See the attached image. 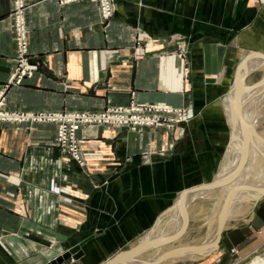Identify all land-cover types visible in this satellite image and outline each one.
<instances>
[{"label": "crops", "instance_id": "1", "mask_svg": "<svg viewBox=\"0 0 264 264\" xmlns=\"http://www.w3.org/2000/svg\"><path fill=\"white\" fill-rule=\"evenodd\" d=\"M27 6L28 58L39 68L17 85L10 83L14 4L0 0L6 109L98 111L135 98L186 107L188 117L174 128L87 125L79 131L83 163L59 147L55 123L0 122V264H46L78 245L81 255L58 264H104L143 240L160 242L177 220L170 241L141 250L132 264L180 248L210 250L229 189L195 198L191 192L184 217L179 198L226 171L230 90L241 69L264 60V0H114L106 21L98 0H27ZM250 70L239 89V97L251 94L243 125L264 138V63ZM248 142L245 164L243 139L236 145L233 188L256 197L264 187V150ZM226 216L217 251L198 254L200 260L261 243L264 193L237 200Z\"/></svg>", "mask_w": 264, "mask_h": 264}, {"label": "built area", "instance_id": "2", "mask_svg": "<svg viewBox=\"0 0 264 264\" xmlns=\"http://www.w3.org/2000/svg\"><path fill=\"white\" fill-rule=\"evenodd\" d=\"M65 2L80 0H64ZM100 15L106 20L112 16L114 0H98ZM14 8L11 12L13 19V33L17 47V57L10 83L20 85L26 77H33L38 64L31 63L28 58L29 39L27 23V0H13ZM180 49L184 55L186 45L181 44ZM6 99L4 91L0 92V122H53L57 125L56 142L65 152L78 162L83 163L81 154L79 131L87 125L110 124L144 128L147 126L173 127L174 123L188 117V108L170 107L171 105L159 103H141L133 98L127 105H114L102 110H70V111H11L5 108ZM170 123V124H169ZM164 124V125H165ZM236 251L235 248L232 249Z\"/></svg>", "mask_w": 264, "mask_h": 264}, {"label": "water", "instance_id": "3", "mask_svg": "<svg viewBox=\"0 0 264 264\" xmlns=\"http://www.w3.org/2000/svg\"><path fill=\"white\" fill-rule=\"evenodd\" d=\"M244 71H245V69H241L238 72V74L236 75V77L234 79L233 86H232V88L230 90V93L232 94V96L234 98V103H235V107H236L238 116H242L243 105H242V101H241V99L239 97V85H240V82L243 79ZM248 125L252 126L251 123L248 124ZM257 136L260 137V135L257 132V130H256V133L252 132V131H246V130L244 131V139H243V150H244V153H243V156H242V158H243V163L242 164L246 163L247 158H248V153L250 151V148L252 147L251 143L248 142V137H257ZM260 139L264 140V138L262 136L260 137ZM234 177H235V172L233 173V175L230 178L225 179L224 181H222V180L221 181L220 180L217 181L216 180V181H213L211 183L198 185V186H195L194 188L188 189V190L184 191L183 193H181L180 198H179V207H180V211H181L182 217H184V215L187 212V204H188V200H189L188 199V195L191 192L199 191L200 189H209V188L211 190H213V189H216V188H219V187L227 186L228 183L230 184L233 181ZM232 185L233 184H231V186ZM232 196H233V192H232V189H231L229 191L227 197H226V202L223 205V209H222V212H221L222 214L220 216V222H219V227H218L219 239H218L217 244L220 241L221 233H222L224 225H225L224 219H225V215L227 213V209L225 208L226 207L225 205H227L228 201H231ZM168 241H170V240L162 239V240H160V242H148L146 240H143L142 242L138 243L137 245H133V246L129 247L128 249H125V250L119 252L118 254H116L115 256L110 258L109 260H107L104 264H127L141 250H143V249H145L147 247L155 246L157 244L161 245V244L167 243ZM186 249L187 248H180L179 250H176L174 252H176L175 254L177 255L180 252H184ZM72 254H74L75 257H78L79 255L82 254L81 251H80V245L72 247L71 249L66 251L63 255L59 256L56 259H53V260L49 261L46 264H58V263H61V262H63L64 259H66V258L69 259L72 256ZM168 254H170V253L162 254V255H160L158 257H155L152 261L146 262L144 264H151V263L161 262L164 259V257L167 256ZM170 255H174V254H170ZM129 264H132V263H129Z\"/></svg>", "mask_w": 264, "mask_h": 264}, {"label": "bare ground", "instance_id": "4", "mask_svg": "<svg viewBox=\"0 0 264 264\" xmlns=\"http://www.w3.org/2000/svg\"><path fill=\"white\" fill-rule=\"evenodd\" d=\"M262 63H264V60L260 61L257 64H251V65H249L248 66V69H245L244 75H246L249 72V69L250 68L252 70V69L256 68L257 66H260ZM242 83L243 82L241 81L240 82V85H239V89H240ZM250 95H248L247 97H244V98L240 97L243 106L245 105L246 102H248V97H250ZM229 97L231 98V101H232V110H233V117H234L233 135H232V139H231L232 142H231V144H230V146L228 148V151H227V167H226V171H225L224 175H222V176H220V177H218L216 179L217 181H219V180L220 181L221 180L224 181L225 179L230 178L233 175L234 172H235V176H236V172H237L236 145H237V142L240 139H244V131L245 130L246 131H250L247 128H245V126L243 125L244 107L242 108V116H238L237 110H236V107H235V103H234V98L232 100V97L233 96L231 97V95H229ZM170 107H173V106H170ZM257 137H248V140H250V141H252L254 143H257L260 146V148H262L264 150V140L260 139L261 136L258 137V138ZM248 185H250V184L248 183ZM201 191H210L211 192L212 190L209 188V189H200L199 191H193L191 193V196L190 197L191 198L197 197ZM263 193H264V187H263V189L259 192V194L256 197H254L252 195V192L250 190L234 191L233 192V196L231 198V201H228L227 202V205H225L226 206L225 208L227 209L226 215H228L229 210L236 203L237 200L238 201L239 200L242 201L244 199H248V200H250V199H257ZM225 202H226V198H225V200L223 202V205L225 204ZM223 205H222V208H221V212H222V209H223ZM221 212H220V215L219 216H221V214H222ZM226 215H225V218L227 217ZM224 221H225V219H224ZM219 222H220V217H219ZM178 224H179L178 220L175 221L174 224H172L171 229L168 231V234L163 239H165V240H171V237H172L171 235L173 234V232H175V231L178 230V227H179ZM218 239H219V236H218V232L216 231V234H215V237H214V240H213V247L210 250L194 249L192 251L190 250V252L185 253V254H184V252H180L177 255L175 254L176 252H173L172 253V251H171V252H167V253L174 254V255L168 254L167 256L164 257V259L162 261H170L172 259H178V258L186 257V256L191 255V254H197V255L200 254L202 256H204V255L206 256V255L212 254V253H214V252L217 251V242H218ZM147 248H150V247H147ZM147 248H145V249H147ZM177 250H179V249H177ZM261 259L262 258L260 256H258L256 258H254L253 261L251 263H249V264H261V261L263 260V259L262 260ZM129 263H133L132 260H130ZM129 263H127V264H129ZM151 264H155V263H151Z\"/></svg>", "mask_w": 264, "mask_h": 264}, {"label": "rangeland", "instance_id": "5", "mask_svg": "<svg viewBox=\"0 0 264 264\" xmlns=\"http://www.w3.org/2000/svg\"><path fill=\"white\" fill-rule=\"evenodd\" d=\"M98 3H99V1H98ZM113 15H114V3H113V13H112L111 17H113ZM106 20H108V19H106ZM106 20L104 19L103 21H106ZM28 29H29V26H28ZM179 50H180V53H182L180 47H179ZM184 54H186V52ZM4 95H5V91H4ZM5 99H6V97H5ZM3 122H14V121H3ZM28 122L33 123L31 121H28ZM178 122L174 123V126L172 128H174ZM45 123H49V122H45ZM50 123H53V122H50ZM164 124L162 127H168L167 124H165V125ZM233 183H234V181H232L230 184H227V186H224L225 187L224 191L225 190L228 191V189H229V191L232 189V192L236 191L238 188H233V185L231 186V184H233ZM214 192H219V189L217 191H214ZM213 195H215V194H213ZM205 201L206 202L204 204L205 205L204 207L207 210L211 211L212 206H213V202H211L212 200H210L208 198ZM216 231H217V229H216ZM216 231H215V233H216ZM215 233L212 234V237L215 235ZM256 241H257V239H256ZM257 242H254L253 244L248 243L247 245H244V247H241L243 249L238 248V247H232L230 249V251H226L225 253L223 252V253H218V254L212 255L205 260H200L198 257L199 255H197V254H191V256H187V257H189L191 259H197L196 264H249L253 261L254 258L260 256L263 259V260L261 259L262 260L261 264H264V234H261V236H260L259 242H261V243L258 245ZM233 248H235L236 251H233L232 250ZM243 250H245V251H243ZM151 252H152V250H151ZM146 256L147 255H144V256H142V258L146 257ZM179 259H181V258H178L177 260H179ZM179 263L181 264V262H179Z\"/></svg>", "mask_w": 264, "mask_h": 264}]
</instances>
